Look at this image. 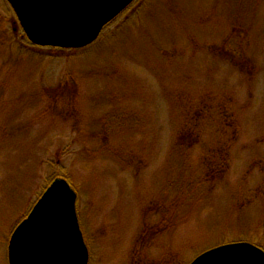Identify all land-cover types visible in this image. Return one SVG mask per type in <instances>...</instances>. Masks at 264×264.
Listing matches in <instances>:
<instances>
[{"label":"rangeland","instance_id":"1","mask_svg":"<svg viewBox=\"0 0 264 264\" xmlns=\"http://www.w3.org/2000/svg\"><path fill=\"white\" fill-rule=\"evenodd\" d=\"M84 49L33 48L0 0V264L56 176L77 190L89 264H191L249 240L264 248L261 202L236 197L262 184L252 163L264 157V0H136ZM218 101L236 124L226 177L207 178L201 157L216 146L202 130L189 169L196 183L207 175L201 198L178 201L168 192L177 133L189 111Z\"/></svg>","mask_w":264,"mask_h":264},{"label":"water","instance_id":"2","mask_svg":"<svg viewBox=\"0 0 264 264\" xmlns=\"http://www.w3.org/2000/svg\"><path fill=\"white\" fill-rule=\"evenodd\" d=\"M5 1L32 44L80 50L97 42L136 0ZM69 184L65 178L53 181L17 227L9 239V264H89L78 195ZM191 264H264V251L249 242L230 243L202 253Z\"/></svg>","mask_w":264,"mask_h":264},{"label":"trees","instance_id":"3","mask_svg":"<svg viewBox=\"0 0 264 264\" xmlns=\"http://www.w3.org/2000/svg\"><path fill=\"white\" fill-rule=\"evenodd\" d=\"M140 19L141 18L139 17L135 20L140 21ZM30 44L33 46V48L36 47V45L32 44L31 42ZM80 50L85 52L88 49H80ZM70 52L77 53L80 51L70 50ZM69 78H71L69 77V74H66L65 78L63 79V82L65 83L64 84L61 83L58 89L59 91L62 92L65 90L64 88H66L67 86H72V84L69 83V80H70ZM218 102L219 104L215 107L214 110L212 109L213 108L211 106L212 104L205 103L204 106L196 107L194 111H192V113L191 111H189V115L186 117L181 127V131L177 133L178 137L174 141L175 145L173 146V148L175 149L174 153H175V156L177 157V159L175 158V160L176 162L178 161L177 164L176 163L174 164H176L178 167L173 173V176L175 177V179L169 180L171 188L170 190H168V192L175 193L176 195H178V201L181 198L186 197L185 199L190 198L191 200H193V204H195L196 200L201 198L199 196L196 197L197 195L196 192L199 191L197 190L198 188L205 186L203 184V179L206 178L207 175L205 177L200 178V180L196 183L195 181H193V178H195L198 175L199 171L197 172V175L194 176V174L189 173V169L191 168L190 166H192L191 165V160L193 156L192 153L196 150V147H198L197 145H199V143L202 142L201 141L202 140V130L211 131L213 133V137H215V140L213 141L212 144H215L216 146V148L206 149V151H210L209 156L205 158L201 157L202 158L201 166L206 168L207 171L205 172V174L209 175L207 178L209 177L211 178L212 176H214V178L209 179V181L211 180L219 181L220 180L219 178L226 177L225 171L228 166V163L226 162V160L228 157L226 154L227 150L225 148L226 146H228V144H230L232 140L231 136H233V132L235 131L236 124L234 122V117L229 115V113L226 112L227 109L223 105V103L220 101ZM261 140H262L261 144L264 145V136L261 137ZM260 157L262 156H259L256 162L252 164H254L253 167L256 166L257 168H259V171L262 177V182H261L262 184L260 186H257V189L253 194L250 192L240 191L236 194V197L241 199L242 205H244L245 202H248L249 204L254 203L256 198L259 199V202H261L262 204L261 207H262V212L264 214V157L263 158H260ZM251 170H252V167H251ZM251 170L245 176L250 175L252 173ZM58 178H65V177L56 176L52 181L49 182L44 192L53 183V181H55ZM246 178L247 177H244L242 181L244 184L243 186L245 185L248 186L249 184ZM65 179H67L68 182L71 184V181L68 178H65ZM221 180H223V178ZM206 187L208 188H206L207 190L204 191L203 193L211 196L213 192L212 191L213 186L211 185V187L210 186H206ZM247 195L249 196L248 198L246 197ZM181 205H182V202L179 203L178 207L180 208ZM24 218H27V216ZM145 225L146 224L144 223V226ZM247 236L251 238L249 234ZM252 241L249 240L246 242H250L252 244L254 243L256 246L264 250V248L260 245V243H255Z\"/></svg>","mask_w":264,"mask_h":264},{"label":"flooded vegetation","instance_id":"4","mask_svg":"<svg viewBox=\"0 0 264 264\" xmlns=\"http://www.w3.org/2000/svg\"><path fill=\"white\" fill-rule=\"evenodd\" d=\"M24 219H25V218H23L22 220H24ZM21 222H22V221H21ZM21 222H20V223H21ZM20 223H19V224H20ZM19 224L17 225V227L19 226Z\"/></svg>","mask_w":264,"mask_h":264}]
</instances>
